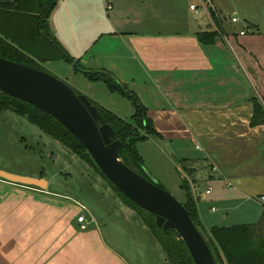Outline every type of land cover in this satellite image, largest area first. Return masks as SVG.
Here are the masks:
<instances>
[{"label": "crops", "instance_id": "obj_1", "mask_svg": "<svg viewBox=\"0 0 264 264\" xmlns=\"http://www.w3.org/2000/svg\"><path fill=\"white\" fill-rule=\"evenodd\" d=\"M192 1L57 0L48 23L83 66L104 68L136 92L160 134L148 139L172 148L173 161L191 162L187 181L208 229L224 218L206 213L215 210L206 204L213 187V202L219 204L240 203L247 191L264 187V124L250 125L253 99L264 108V0H235L231 12L212 0L217 15L204 7L195 12ZM238 21L242 25H233ZM200 30L215 31L214 40L201 42ZM66 67L75 90L123 119L133 114L130 101L104 81L87 78L70 63ZM19 175L43 178L46 187L0 178V264H131L114 239L106 240L89 207L66 192L48 191L49 181L41 175ZM256 193L264 196V190ZM112 204L114 215L130 226L137 219L140 230L149 232L120 198ZM80 214L84 229L77 222Z\"/></svg>", "mask_w": 264, "mask_h": 264}, {"label": "trees", "instance_id": "obj_2", "mask_svg": "<svg viewBox=\"0 0 264 264\" xmlns=\"http://www.w3.org/2000/svg\"><path fill=\"white\" fill-rule=\"evenodd\" d=\"M57 0H0V56L42 68L40 62L61 59L72 65L75 71L83 73L92 80H102L110 91L118 92L130 101L134 108L128 119H123L112 111L90 100L96 106L105 122L109 123L113 133L122 146L118 153L122 161L135 172L149 179L150 173L137 150V143L149 136L160 137L147 115L146 107L141 103L136 92L120 81L110 71L83 66L51 34L48 18ZM201 42L214 40L215 31L197 32ZM75 90V89H74ZM77 93L78 91L75 90ZM13 110L36 124L40 129L52 135L76 155L94 167L115 191L116 195L140 216L143 223L156 238L170 264H193L186 246L177 238L174 231L163 232L155 224V216L133 203L124 196L104 176L94 163L83 145L56 119L39 108L0 90V110ZM264 124V108L253 99V114L250 125ZM185 163L184 160L179 161ZM189 172L190 169H188ZM159 186L163 187L161 183ZM164 188V187H163ZM180 188L185 200L181 202L192 222L205 238L216 264H264V205L260 218L255 223L211 226L206 229L198 215L196 200L192 195L188 181L183 178Z\"/></svg>", "mask_w": 264, "mask_h": 264}, {"label": "rangeland", "instance_id": "obj_3", "mask_svg": "<svg viewBox=\"0 0 264 264\" xmlns=\"http://www.w3.org/2000/svg\"><path fill=\"white\" fill-rule=\"evenodd\" d=\"M221 1L224 2L223 10L231 12L230 7L235 0ZM256 11L255 16L259 19L262 14L259 10ZM221 16L224 17L222 13ZM233 25L240 26L242 22L238 21ZM40 66L67 83L73 81V78L71 80L68 78L69 70L67 67L63 68L67 63L62 60L43 61L40 62ZM136 147L143 156L145 168L150 175L177 200L183 202L185 198L184 191L180 188L181 176L186 180L191 178V174L188 173V169L192 167L191 162L178 163L175 157L173 161L172 148L169 149L168 145L154 138L139 142ZM0 167L17 174L41 175L49 181L48 191L66 192L77 199L78 203L85 204L96 214L106 240L111 242L114 239V247L131 264H170L158 243H153L154 237L150 235V231L146 232L143 228L140 230L141 224L137 219L133 220L136 226H130L121 216L114 215L111 205L114 199L119 197L94 167L52 135L10 109L0 110ZM195 168L200 169L199 166ZM200 186V189L204 190V182ZM258 190H264V187L261 189L259 186L247 191L240 203L229 201L227 204L228 201H225L219 204L213 202L216 196L213 187L212 193L207 196L212 202L206 204H214L215 210H208L206 213H212L214 217H224L213 222L218 226L255 223L260 218L264 203L256 193ZM220 193L217 189V199ZM104 200L110 202H102Z\"/></svg>", "mask_w": 264, "mask_h": 264}, {"label": "water", "instance_id": "obj_4", "mask_svg": "<svg viewBox=\"0 0 264 264\" xmlns=\"http://www.w3.org/2000/svg\"><path fill=\"white\" fill-rule=\"evenodd\" d=\"M0 90L48 113L87 150L104 176L133 203L152 213L163 232L174 231L186 246L193 264H216L211 250L183 204L159 182L127 166L119 156L116 139L95 105L84 93L46 69L0 56ZM0 178L13 183L45 188L43 178L0 169Z\"/></svg>", "mask_w": 264, "mask_h": 264}, {"label": "built area", "instance_id": "obj_5", "mask_svg": "<svg viewBox=\"0 0 264 264\" xmlns=\"http://www.w3.org/2000/svg\"><path fill=\"white\" fill-rule=\"evenodd\" d=\"M107 7H110V4H106ZM210 8L211 11H213V13L215 15H217V10L216 8L213 6V1L212 0H195V1H192L190 2L189 4V8L194 10L195 12H197L200 8ZM230 20L231 21H236L237 20V17L236 16H231L230 17ZM240 33H243V30L240 31ZM206 193H209V190H206ZM261 200H264V196L261 197ZM213 210V208H212ZM77 222L80 223V227L82 229L86 228V219H85V216L84 214H80V215H77Z\"/></svg>", "mask_w": 264, "mask_h": 264}]
</instances>
